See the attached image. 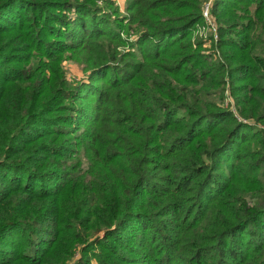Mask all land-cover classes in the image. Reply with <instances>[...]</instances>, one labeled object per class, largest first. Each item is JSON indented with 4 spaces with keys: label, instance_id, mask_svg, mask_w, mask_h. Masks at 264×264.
<instances>
[{
    "label": "trees",
    "instance_id": "16d2710c",
    "mask_svg": "<svg viewBox=\"0 0 264 264\" xmlns=\"http://www.w3.org/2000/svg\"><path fill=\"white\" fill-rule=\"evenodd\" d=\"M207 1L0 0V264H264V0H213L211 53Z\"/></svg>",
    "mask_w": 264,
    "mask_h": 264
},
{
    "label": "rangeland",
    "instance_id": "374dc122",
    "mask_svg": "<svg viewBox=\"0 0 264 264\" xmlns=\"http://www.w3.org/2000/svg\"><path fill=\"white\" fill-rule=\"evenodd\" d=\"M113 1H115V5H117L120 8L121 15L125 16L128 14V12H127L128 11V9H127L128 0H113ZM212 1L213 0H208L206 2L204 11H206V9L208 7H211ZM111 13L113 15L116 14L115 11H111ZM122 32H121V35L124 36L125 38H128V39L132 38V37L131 38L127 37L128 35H130V33L133 32L132 29H129L128 31L123 30ZM198 37H200L201 39L204 40L203 48L209 49L206 52L211 53V50L213 47V45H212L213 42L217 43V40H218L217 26L215 24L214 19H212L211 16L208 17V27L201 28V30L199 31ZM128 39H126V40H128ZM126 42H127L126 45H123V43L120 44L119 49L122 50V52L134 50L133 47H131L128 44L131 42V40L126 41ZM130 60H133V59L130 57L125 58V62L130 61ZM38 61L44 63V62H48V59H44L43 57H40V58H38ZM117 64L121 65L120 62H116L115 65L117 66ZM41 67H43V65ZM54 67L57 70H61L63 72V77H64L65 81H67L69 83V85H71V86L76 85L77 82H80L82 80L83 81L87 80V75L89 72L86 70L87 64L85 62H83L82 60H78V59L74 58V55L70 52H67L63 56L62 60L60 62H58L57 64H55ZM46 69H47L46 70V76L50 77V72L48 70V67ZM231 99L232 98H231L230 94L227 92V97H226V99H224V102H222L223 105L225 107H228L229 103H233ZM48 141H49V138L48 139H41V140H36V141L30 143L33 146L26 145L23 150H20L18 152V155L15 157V159H18V160L25 159L26 157L23 158L24 154H26V153L27 154H33V151L38 149L39 147H41L43 145V142H48ZM51 143L56 144L55 139L51 140ZM56 160L60 161L62 170L69 168V167H72L75 169L78 163L81 164L80 167L84 166L83 164H88L90 166L92 163H95V164L99 163V161L98 162L95 161L92 158V155L85 149H82L77 154H74V157H72V158L63 156V157L56 158ZM48 162L49 161L47 159V161H37V162L29 163V165L32 166L33 168H36V169L39 166L40 172H47ZM85 169H86V167H84L83 170H85ZM76 176H77V173L73 171L72 176L68 177L67 186H68V184H70V189L73 188L74 184H80V182L75 179Z\"/></svg>",
    "mask_w": 264,
    "mask_h": 264
},
{
    "label": "built area",
    "instance_id": "2783aa9c",
    "mask_svg": "<svg viewBox=\"0 0 264 264\" xmlns=\"http://www.w3.org/2000/svg\"><path fill=\"white\" fill-rule=\"evenodd\" d=\"M208 11H209V7H208V8L206 9V11H205V16H206L207 18L209 17V14H208L209 12H208Z\"/></svg>",
    "mask_w": 264,
    "mask_h": 264
}]
</instances>
